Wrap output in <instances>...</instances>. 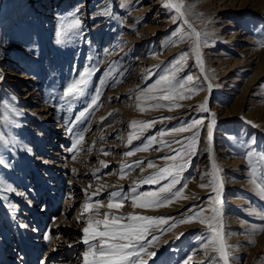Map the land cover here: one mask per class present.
Masks as SVG:
<instances>
[{"label":"rangeland","instance_id":"1","mask_svg":"<svg viewBox=\"0 0 264 264\" xmlns=\"http://www.w3.org/2000/svg\"><path fill=\"white\" fill-rule=\"evenodd\" d=\"M53 1L49 0L48 14L45 0H0V42L4 41L5 51V55L0 56V63L6 65L18 57L19 60L29 61L34 67L42 66V81L37 88L42 91L46 88L48 91L49 114L62 128L59 132L64 145H56L60 155L59 168L55 160L47 162L48 156L40 162L35 160V157L29 158L33 170L36 169L35 172L39 176V186H47V168L52 167L53 172L60 170L64 186H57V191L62 189L64 201L59 203L58 207L59 211L65 214L69 210L64 207H70L69 204L76 199L86 198L85 187L88 190L89 185H93L88 190L89 195L101 185L105 186L100 189L99 195H95L97 197H92L93 203L99 200L106 204L114 191L128 196L133 194V188L137 193L154 192L168 183V180L143 183L146 177L155 175L159 169L173 163H184V160H187L185 170L180 174L181 184L176 187L180 188L187 182L188 186L182 196L194 198H178L170 205L148 209L134 208L131 199H128L119 210L113 209L110 214L167 218V224L155 226L147 236V239L151 240L155 235L159 240L153 241V246L148 248V251L155 252L156 256L150 258L142 254L146 264H184L189 256L192 260H188L187 264H216L213 259L216 254L210 250L206 253L204 249L209 235L207 226L198 221L179 223L191 214L189 209L195 212L207 208L210 199L215 196L211 187H199L200 184H208L211 179V176L205 174L211 171L212 163L208 151L210 116L208 111L204 112L198 108V105L204 103L209 87L200 73L195 57L190 54L183 62V70L177 74L178 79L193 76L199 91L192 94L191 98L177 100L176 103L180 106L171 111L167 107H151L158 102L153 100L142 105L143 111L136 107L137 95L154 85L181 53H190L191 40L180 42L176 35L178 29L189 30L182 24L183 21L173 22L172 17L176 13L164 6L165 0L147 1L145 6L151 7L148 12L141 10L140 0H71L70 3L57 4ZM257 1L264 7V0ZM184 3L194 5L186 18L198 32L205 34L204 37L227 39L234 29H244L243 39L252 40L246 47L259 50L260 63L264 64V47L261 46L264 43V16H257L246 8L239 11L230 6L227 0H184ZM80 4H85L84 10L79 7ZM217 10L219 15L216 18H208ZM38 18L42 21L37 22ZM77 20L79 24H76ZM233 45L234 43H218L215 46L203 47L206 66L209 64L218 69L217 73L206 69V75L222 88L220 95H212L210 98V108L217 120L213 127L212 155L222 170V181L227 180L229 187L228 191L222 192L221 201L225 202L233 194L236 196V201L228 205V212L225 213L228 220L225 221L224 234L232 238L227 245L230 261L235 259L231 264H264V199L250 183V171L253 166L257 169L258 180L264 183V164L258 163L260 157L264 156V75L256 81L246 96L244 104H250L251 115L244 109L238 112L234 104L238 102L241 89L243 90L250 81L256 66L249 69L235 68L224 76L223 73L239 56L234 53ZM86 71H91L92 75L87 78L83 91L75 97H65L63 93L66 88L80 79V74ZM0 91L1 105L4 93ZM94 99L96 104L90 108ZM219 107L225 114L218 111ZM82 112L85 115L77 121L76 118ZM194 120L203 121V125L198 127L199 137L194 146L195 154L185 156L182 160L177 156V152L189 143V138L197 128L182 132H174L173 129L191 124ZM132 121L144 122L150 126L140 131V125L130 127ZM253 124L257 126L253 127ZM25 125L26 130L12 127V134L22 152L27 154L29 151L34 152V142L41 143V138L38 137L35 126L29 122ZM161 132L166 134L161 136ZM130 134L133 135L131 144L128 143ZM80 136H83V140L73 152V145ZM153 137L155 139H152ZM145 145H148L146 150L135 151L137 148L143 149ZM248 150L255 153L251 165L246 158ZM129 151L134 154L126 156L125 153ZM104 152L108 155H104ZM172 156L177 157L175 161L165 159ZM101 161L107 167L102 166ZM238 161L237 176L234 168ZM149 163L154 167H148ZM122 168L124 178L121 179ZM73 169L76 171L73 172ZM88 171L90 174H87ZM17 172L32 178V168L20 155L15 156L0 127V199L8 207H15L14 198L12 192L4 190L5 186H11L16 193L22 190L21 193L25 196L21 195L23 199L28 198L29 190L36 194L33 178L29 183L27 181V189L24 186L19 189L12 178H9ZM82 200L84 202V199ZM245 203L255 209L258 216L252 215L253 212L249 214ZM13 211H16L15 208ZM105 211L109 209H100L101 213ZM203 215L211 213L205 212ZM50 216L48 211L47 214H42L49 226L44 237L39 239L40 242L45 240L49 230L52 232L51 237L55 235L59 220L52 221ZM88 218L89 214H85V221ZM19 219L22 220L23 216L20 215ZM222 219L223 216L221 221ZM173 224L176 226L170 227ZM52 226L55 229L51 231ZM36 231L40 234V230ZM180 233L183 235L177 239ZM14 264H18L17 257L14 258Z\"/></svg>","mask_w":264,"mask_h":264},{"label":"bare ground","instance_id":"2","mask_svg":"<svg viewBox=\"0 0 264 264\" xmlns=\"http://www.w3.org/2000/svg\"><path fill=\"white\" fill-rule=\"evenodd\" d=\"M70 1L71 0H54L53 3L54 4H57L58 2L70 3ZM147 1L149 0H140L139 2V6L141 7V10L143 12H148L151 8L145 6ZM227 1L230 6L236 7V9L239 11H243L246 8L249 11L255 13L256 15L258 14L260 16H264V7L260 6L257 0H227ZM45 3L47 6V12L49 14L50 11L48 10L50 9L48 8H50V2L49 0H45ZM36 4H38V2H36ZM79 7H83L82 9L84 10L85 4L82 5L80 4ZM30 9L31 6L29 7V10ZM218 10L213 12L211 15H209L208 18H211L213 16L214 18H216L219 15ZM44 16L47 15L44 14ZM38 19L39 20H37V22L42 21L41 18ZM187 21L188 24L191 25L192 29H195V31H197L195 26L192 24V22L189 19H187ZM182 24H184L185 27L188 30H190L188 24H185L184 22ZM243 31L244 29L242 30V28L234 29L230 37L229 38L227 37V39L224 38L212 39L204 36L203 39L207 41L206 45L208 46H215L218 43H221V45L234 43L233 45L235 48L234 53L239 56L236 57L237 59L234 60L232 64H230L228 69H226V72L223 73L225 74L224 76H226L228 73L231 72V70L235 68L249 69L252 68L253 66H256L254 69V74L251 77L250 81L245 85L243 90L241 89L240 96H238L239 97L238 102L234 104V107L237 109L238 112L244 109L249 111L250 113V109H251L250 104L246 106L244 103L246 101V96L248 95V91L256 83V81L264 75V64L262 65V63H260L261 52L259 50L246 47L249 46L252 40L248 38L243 39L244 37L242 35ZM3 44L4 41H1L0 56L5 55V51L3 50ZM200 51H201V58L203 60V68H201V66L198 65L199 70L200 73L203 75V77L206 79L208 87L209 85H211V89H209V93L204 100V103L206 101V106L208 108V114L210 116V121H211L213 111L210 108V98L212 95H220L222 92L221 91L222 88H220V85L218 86L217 83L211 81L207 77L206 69L214 73H217L218 69L216 70L215 68H212L209 64H207L206 66L205 64L206 60L203 55V47L201 48ZM9 59H11L10 55H9ZM11 61H12L11 63H8L6 65L4 63H0V72L4 70L6 71L0 74V90H2L4 93L3 102L0 105V114H2L0 116L4 118L2 117L0 118V127L2 129L3 134L7 138L8 143L10 144L15 156L20 155L25 160L26 164L32 168V178L34 179L35 182L34 190L36 191V194H33L29 190L27 192L28 198L23 199L22 196L24 195L18 196L16 191H13L12 192L14 198L13 204L15 207H8L4 203H2L0 199V213H1L0 216H2V218L0 217V264H14V258L16 257L18 264H83V252L86 250L87 246L82 242V237H83L82 228L84 227L85 219L84 216L83 218H81V213H82V204H83L82 199L85 200V198L78 200L76 199L75 201L73 200L74 202L69 204L70 207H64L65 209H67V211L68 210L69 211L65 214H62L59 211L58 204L64 201V198L62 197L64 196L63 195L64 193H61L63 192L62 189L57 191V186L60 185V188L64 186L61 179L62 176H60L61 174L60 170H57L58 172L57 173L52 171V167L47 168V170L45 171V174H47V176L49 177L46 179L47 186H42V185L39 186V182H37L40 180L39 176H37L38 174H36L35 172L36 169L33 170V165L29 160V158L35 157V160L40 162L41 159H46V156H48L47 158H49V160L47 162L51 163L52 160H55L56 166L59 168L60 155L58 153V150L56 149V145L58 143L64 145V142L61 140L62 139L61 134L59 132L62 131V128L58 122H55L54 117H52L51 114H49L50 102H49L48 91L46 90V88L44 89V91L37 88V85H40L42 81V77L40 76V73H42L43 68L41 65H38V67H34L32 63H30L29 61L26 62L23 60H19L18 57L12 59ZM234 97L235 96H233V98ZM218 111H221L222 113L225 114V111H223L220 107ZM249 115H251V113ZM26 122H29L33 126H35L37 130V135L39 138H41V143L40 141L39 142L35 141L34 152L29 151L27 154H24L21 148L18 146L17 141L15 140V137L12 134V127L26 130L27 129L25 125ZM216 122L217 120L215 119V123ZM226 132L227 130H225V133ZM35 135L36 134H34V136ZM213 142H214V138L212 131V141H211L212 151L214 150ZM238 166H239V161L236 163L234 168V171L237 173L236 174L237 176L239 174ZM221 171L222 170H220V172ZM88 172L87 174H90V172L89 173ZM220 172H219V177L220 180L222 181ZM56 173L58 175L55 176ZM52 175H54V177H52ZM9 178H12L13 182L18 185V188L24 186L26 187V189H27V181L29 183V181L32 179L31 177H25V175H23L21 172L20 174L19 172H17V174ZM226 181L227 180L222 181L223 192L228 191L229 188L227 187L228 184ZM41 182H43L42 179ZM21 191L18 193H21ZM233 201H236L235 194L229 196L227 200H225V202L223 201L221 204V208H222L221 216H223L222 219L223 231H225V227H226L225 221L228 220V218H225V213L226 211L228 212L229 209L228 205H230ZM245 204H246V210L249 211V214L253 212L252 215L258 216V213L256 212L255 209L250 207L248 203ZM14 208L16 210L15 212L13 211ZM47 211L50 212L51 220L52 221L59 220V223L57 225L54 237H51L52 232L50 233L49 230L47 233L49 238L40 242L39 239L44 237L43 235L47 232L49 226L47 221L42 217V214H47ZM18 214L23 216L22 220L19 219L20 215ZM20 224H25L27 225V227L21 228ZM32 228L35 229V231L34 230L31 231ZM53 229H55L54 226L51 227V231ZM36 230H40V234L37 233ZM225 239L226 242H228L231 241L232 238L227 235L225 236ZM165 243L166 242H164V244ZM155 259L156 258H154L153 260L155 261ZM234 260L235 259H232V261ZM232 261H230V264Z\"/></svg>","mask_w":264,"mask_h":264},{"label":"snow or ice","instance_id":"3","mask_svg":"<svg viewBox=\"0 0 264 264\" xmlns=\"http://www.w3.org/2000/svg\"><path fill=\"white\" fill-rule=\"evenodd\" d=\"M122 7L124 4L122 3ZM164 6L174 10L176 15L172 17L173 22L177 20H183L185 24H188L186 19L187 15L190 14L191 8L194 5H186L184 0H165ZM79 24V21H76ZM189 31L184 29H178L176 35L179 37V41L183 42L186 39L191 40L190 53L183 52L178 58H175L171 62V67L165 69L163 75L156 81L154 85L150 88L145 89L140 94L137 95V109L140 111L144 110L142 106L146 101L153 100L158 101L156 104L151 105L154 108L167 107L169 111L173 108L179 107L180 105L176 103L177 100H185L191 98V95L199 91L198 86L194 83L193 76L189 75L182 79H178L177 74L183 70L184 61L189 58V55L195 57L198 65L203 68V60L201 58V48L206 46L207 41L203 39L205 34L195 31L192 29L191 25L188 24ZM264 47V43L261 44ZM92 75L91 71L82 72L80 74V79L71 83L63 95L65 97H75L83 91V86L87 83V78ZM190 85V87H189ZM211 89V85H209ZM159 92V95L151 94ZM146 93H149L146 95ZM188 93V95H185ZM99 96V89L97 90V97ZM159 101H167L169 103L163 104ZM96 104V100L92 101L90 108ZM199 110L207 112L208 108L205 103L198 105ZM85 115L84 112L80 113L76 119L79 121ZM111 115V114H110ZM154 123V121L152 122ZM140 125V131L145 130L150 124L144 122L132 121L130 127L135 128ZM203 125L202 120H194L191 124L182 126L180 128L173 129L174 132L191 131L193 128H197V131L193 132V135L189 138V143L184 145L180 152H177L182 160L185 156L194 155V146L199 137L198 127ZM215 125V116L212 114L210 123L208 124V142H209V159L212 163V169L210 172L206 173L205 176H211L208 184H200L199 187L206 188L211 187L215 196L209 201L207 208H201L198 211L193 212L192 209L188 211L191 213L187 217L181 219L179 223L187 224L192 222H199L207 226L209 235L207 236V242L204 244V249L206 253L210 250L215 253L216 256L213 258L216 260V264H230L229 246L227 245L225 234L223 231V224L221 221L222 208H221V197L223 192L222 181L219 177L220 168L217 165L211 150L212 141V131ZM253 127L257 125L253 124ZM166 133L161 132L160 135L163 136ZM152 139H155L154 137ZM83 140V136H80L75 144L73 145L72 151L75 152L77 145ZM133 140V135H129L128 143L131 144ZM254 144V141H252ZM148 145H145L143 149L137 148L135 151L146 150ZM91 152V148L89 149ZM183 153V155L181 154ZM108 155L107 152L103 153ZM133 151L126 152V156H132ZM255 156L254 151L248 150L246 152V158L249 160L250 165L252 164V159ZM176 156L165 157V159L176 160ZM75 159V155L73 156ZM188 163L184 160V163H173L172 165L161 168L155 175L146 177L143 183H159L161 180H168V183L161 186L158 190L154 192H140L137 193L135 188H133L132 195H122L120 192H112L110 197L105 204L103 201L92 202V197L99 195L100 189L105 187L101 185L97 188L92 195L88 194V190L85 189V200L82 204L81 218L85 214H89V218L85 221V225L82 228L83 237L82 242L87 246L86 250L83 252V264H146L142 259V254L148 257H154L155 252H149L148 248L153 246V241H158L159 237L153 235L152 239H147V236L151 233L153 228L157 225L167 224V218L163 217H150L145 215H115L110 214L113 209L119 210L123 206V202L131 199L134 208L138 207L141 209H148L152 207H162L172 204L174 201L179 199H189L194 197L182 196L185 188H187V182H184L180 188H177V184H181L180 174L185 170V165ZM258 163L264 164V156H261ZM102 166L107 167L103 161H101ZM148 167H154L149 163ZM76 170L73 169V172ZM257 169L253 166L250 171V183L254 186L257 194L264 199V183H261L256 176ZM121 179L124 178L123 168L121 169ZM204 178L203 176L201 177ZM92 186L89 185V188ZM5 191L13 192L14 189L11 186H5ZM18 195H23V193H17ZM106 207L109 211L103 213L100 212L101 208ZM205 212H210L211 215H203ZM102 216L103 218H98ZM126 221V222H123ZM173 224L170 227H175ZM21 228L27 227L25 224H20ZM35 231V229H33ZM159 230V229H156ZM255 231V229H253ZM183 233L177 235V239L182 236ZM48 235H45V239H48ZM71 246V245H69ZM188 260H192L189 256L184 264H187Z\"/></svg>","mask_w":264,"mask_h":264}]
</instances>
